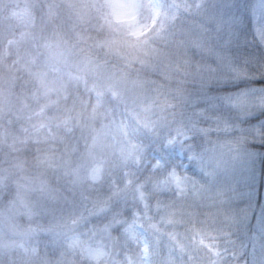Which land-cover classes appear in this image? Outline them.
<instances>
[{
    "label": "clouds",
    "instance_id": "obj_1",
    "mask_svg": "<svg viewBox=\"0 0 264 264\" xmlns=\"http://www.w3.org/2000/svg\"><path fill=\"white\" fill-rule=\"evenodd\" d=\"M0 264H264V0H0Z\"/></svg>",
    "mask_w": 264,
    "mask_h": 264
}]
</instances>
